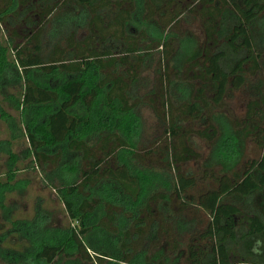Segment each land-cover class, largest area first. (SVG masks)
I'll return each mask as SVG.
<instances>
[{"label": "trees", "instance_id": "trees-1", "mask_svg": "<svg viewBox=\"0 0 264 264\" xmlns=\"http://www.w3.org/2000/svg\"><path fill=\"white\" fill-rule=\"evenodd\" d=\"M180 1L144 0L143 5L145 22L155 19L164 31L176 27L184 13L196 16L203 31L199 59L188 64L183 78L198 86L191 102L175 105L166 94L172 83L167 63L173 57L174 39L165 36L153 41L145 46L146 53L132 61L144 35L129 32L136 11L134 0H0V23L9 21L23 32L28 30L22 41L30 48L15 43L11 52L24 81L15 102L30 113L24 131L33 160L41 167L74 161L77 179L56 189L73 227L56 234L46 231L43 237L37 225L33 232L38 241L33 237L30 256L23 264L62 260L65 264H153L141 251L149 246L164 249V243L158 242L163 238L173 259H182L183 264H264V127L252 135L263 151L260 159L244 162L239 176L204 170L203 177L214 186L199 193L192 204L187 198L196 179L182 172L181 164L200 154L188 144V137L210 142L217 130L213 124L193 130L178 123L179 115L182 122L196 121L211 110V104L221 107L227 90L240 89L246 75L262 70L264 74V30L258 36L251 34L258 20L264 29V19H259L264 0ZM70 3L85 14L88 23L64 36L47 34L54 12ZM81 29L87 34L77 39ZM11 36L20 35L15 29ZM119 47L121 52L115 55ZM159 48L165 71L156 77V90L152 96L133 97L144 55ZM9 62L0 48V82ZM33 69L55 78V86L36 82ZM141 104L150 106L167 126L170 155L166 166L174 173L168 192L150 191L153 179L147 170L154 166V154L150 147L136 150L124 125L135 122L133 110ZM258 110L259 102L249 101L245 121ZM44 149L57 152L52 158ZM217 156L226 163L237 161L232 136L220 141ZM132 163L143 171L132 168ZM101 188L109 193L100 194ZM193 206L206 214L207 222L198 232L183 226L187 238L181 242L166 211L183 215ZM95 237L109 244L92 247L88 240ZM156 264L167 261L160 259Z\"/></svg>", "mask_w": 264, "mask_h": 264}, {"label": "rangeland", "instance_id": "rangeland-1", "mask_svg": "<svg viewBox=\"0 0 264 264\" xmlns=\"http://www.w3.org/2000/svg\"><path fill=\"white\" fill-rule=\"evenodd\" d=\"M134 1L136 11L132 23L129 25V32L139 37L142 32L144 35L143 38H140L143 39L140 51L132 56V61L137 56L146 53L145 46L152 44L153 41H160L165 36L172 37L175 41L173 57L167 63L172 83L167 88L166 94L175 105L191 102L194 89L198 84L196 82L187 83L183 78L188 64H192L194 59H199L198 56L203 46V31L198 18L184 13L176 27L164 31L155 19L145 22L144 0ZM259 19H264V13ZM85 23H88L85 14L80 13L74 4L70 3V5L60 7L54 12L52 24L49 22L47 25V29L50 28L47 34L55 32L64 36L71 31H76L77 27L78 29L82 28L80 25ZM35 26V22L32 23L33 29ZM15 29L20 36H11ZM263 30L258 20L255 26L251 27V34L258 36ZM26 31L28 32V30ZM26 31L24 32L26 33ZM24 32L23 28L12 22L0 23V48L5 50L8 61L13 63L12 65L9 62V69L3 74L0 82V264H6L10 261L16 264L25 262L33 247L31 245L33 237H36V242L38 241V236L35 231L33 232L37 225H41L43 237L46 235V231L56 234L58 231L66 230L68 226L73 227L61 196L56 189L64 184L70 183L64 185L69 186L72 182L77 181L72 170L75 162L65 160L58 167V161H55L53 165L37 166L24 131L25 119L29 118L30 113H25L23 108H20L15 102L16 96L24 88V81L18 64L13 62L15 58L11 49L15 43L30 48V45H26L22 41ZM86 34L85 29L79 30L77 39ZM61 43L62 45L65 44L63 40ZM47 47L45 46V49ZM114 52L120 53V47ZM144 57L142 71L132 89V96L136 98L152 96L157 88L156 77L162 72L164 74L165 71L163 69L164 60H161V48L153 49L149 55H144ZM160 60L163 63L160 62V67H158ZM261 65L264 69V62ZM158 68H160L159 72ZM31 75L38 83L49 84L50 86L56 84L55 78L48 79L35 69L32 70ZM251 100L259 102L260 110L255 113L253 119L245 121L246 105ZM262 110H264L263 70L255 76L246 75L245 84L240 89H228L222 106L213 107L211 104V110L207 113L204 112L200 119L196 121L189 119L182 122L181 115L178 116V123L184 124L187 128L195 130L213 124L217 130L215 139L210 142L195 135L188 137V144L200 154L196 160L181 164L182 172H186L196 179V185L188 193L187 201L189 203L193 204L199 193L214 186L212 181H208L210 179L203 177L202 172L204 170L212 171L216 175L226 173L231 176H239L244 162L260 159L263 151L254 143L252 135L264 127V112ZM80 112L78 110V113ZM133 116H135V122L131 121L130 124L124 125L132 136L131 140L134 147L138 151H141L140 148L146 150L150 147L154 154V158H151L154 166L147 170L153 179L150 191L168 192L174 185V173L168 170L166 166V158L170 155V139L165 133L166 123L157 118L151 107L146 104H141L133 110ZM226 136H232L234 139L237 161L232 160L226 163L217 156V147ZM43 151L52 158L57 152L52 149H44ZM132 168L143 171L133 163ZM4 183L6 185L3 186ZM101 189L100 194L109 193L103 191L105 188ZM126 211L128 212V209ZM166 212L171 219L170 223L174 226L177 238L181 242L187 238L183 226L186 225L193 228L194 232H198L207 222L206 214L194 206L183 215ZM124 224V221L120 222L121 227ZM97 239L99 238L95 237L88 242L90 241L92 247L94 245L105 246V243L109 244ZM158 242L164 243V249L149 246L146 251H141V255L143 257L146 255V258L149 257L153 264H156L160 259H165L167 264H183L182 259H173L172 254L167 251L168 245L164 238ZM29 247L31 249H28ZM59 264H65V261L62 260Z\"/></svg>", "mask_w": 264, "mask_h": 264}]
</instances>
